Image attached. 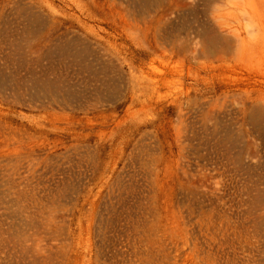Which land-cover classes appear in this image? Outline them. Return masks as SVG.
<instances>
[{
    "label": "rangeland",
    "instance_id": "rangeland-1",
    "mask_svg": "<svg viewBox=\"0 0 264 264\" xmlns=\"http://www.w3.org/2000/svg\"><path fill=\"white\" fill-rule=\"evenodd\" d=\"M0 264H264V0H0Z\"/></svg>",
    "mask_w": 264,
    "mask_h": 264
}]
</instances>
